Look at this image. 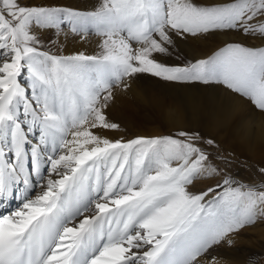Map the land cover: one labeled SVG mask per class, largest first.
Returning a JSON list of instances; mask_svg holds the SVG:
<instances>
[{
  "label": "snow or ice",
  "instance_id": "obj_1",
  "mask_svg": "<svg viewBox=\"0 0 264 264\" xmlns=\"http://www.w3.org/2000/svg\"><path fill=\"white\" fill-rule=\"evenodd\" d=\"M144 79L264 120V0H0V264H220L264 224V165L243 180L215 136L123 134L109 110Z\"/></svg>",
  "mask_w": 264,
  "mask_h": 264
},
{
  "label": "bare ground",
  "instance_id": "obj_2",
  "mask_svg": "<svg viewBox=\"0 0 264 264\" xmlns=\"http://www.w3.org/2000/svg\"><path fill=\"white\" fill-rule=\"evenodd\" d=\"M73 2L89 4H86V0ZM93 39L90 36L89 42L82 44L78 38L69 36L65 41V50L91 52L96 47V39L91 42ZM189 43L192 47L187 50H184L185 45H181L189 57L193 54L203 56L212 50L207 42ZM109 117L120 123L125 135H168L185 130L220 138L219 132L227 129L226 132L248 151L264 148V120L252 116L248 109L222 108L207 92L165 85L152 79L139 81L127 95H120L109 110ZM214 255L220 264H264V224L258 223L246 229L236 237L233 246L217 247Z\"/></svg>",
  "mask_w": 264,
  "mask_h": 264
},
{
  "label": "rangeland",
  "instance_id": "obj_3",
  "mask_svg": "<svg viewBox=\"0 0 264 264\" xmlns=\"http://www.w3.org/2000/svg\"><path fill=\"white\" fill-rule=\"evenodd\" d=\"M93 2H94V0H86V4H88V3L91 4ZM92 37H94V39L91 41L93 43V41L95 39H97V37H95V36H92ZM210 42L211 41L207 42L208 46L210 48L212 47V49H213L215 44H213V42H211V43ZM250 43L259 44V41H251ZM191 47H192V44L188 43L185 46L184 50H187ZM176 62H178V61H176ZM226 131H227V129L221 130L219 132L220 138L218 136L217 140L220 143L222 148H224L229 153L233 154V160H232V163L230 165V171L233 174L237 175L238 178L243 179V180H248L249 177L253 175V168L254 167L264 165V148L259 149L255 152L248 151L246 149V147L241 146L242 144L239 141H235L233 139V137L230 136L228 134V132H226ZM236 157H238V158H236Z\"/></svg>",
  "mask_w": 264,
  "mask_h": 264
}]
</instances>
